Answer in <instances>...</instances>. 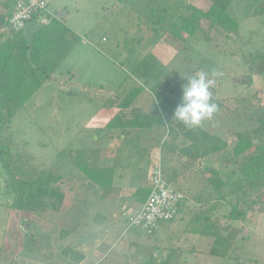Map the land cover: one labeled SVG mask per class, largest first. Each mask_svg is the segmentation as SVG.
<instances>
[{"label":"rangeland","instance_id":"374dc122","mask_svg":"<svg viewBox=\"0 0 264 264\" xmlns=\"http://www.w3.org/2000/svg\"><path fill=\"white\" fill-rule=\"evenodd\" d=\"M183 1L51 0L53 13L61 11L66 27L76 31V35L64 31L59 39L70 35L78 39L68 42L77 41L60 68L2 132L16 169L35 177L39 189L26 198L17 197L0 164V264H141L142 259L156 264L171 256L173 249L178 251L170 264H264V188L245 204L239 201L250 209L246 219L227 221L237 238L229 254L224 255L225 245H214L210 252L212 240L204 235L206 226L195 218L218 198L207 178L208 169L218 172L229 188L241 178L234 162L246 152L235 153L238 145L234 149L228 145V150L186 164L168 126L183 135L169 123L153 93L154 86L173 73L185 76L203 71L215 80L210 89L213 97L230 103L235 97L250 96L254 103L264 104V73L256 70L264 62V13L252 15L259 0H233L229 12L240 23L238 33L212 27L203 18L201 30L182 37L178 29ZM187 1L202 10L212 5V0ZM185 13L192 15L190 10ZM50 21L40 24L43 29L36 36L46 31L45 44L56 38L53 33L47 36ZM135 84L146 89L149 114L155 115V129L160 134L157 138L165 145L150 149L152 143L136 138L124 143L116 130L101 133L99 143L91 145L96 125L116 112V106L107 109L103 104L122 97ZM238 112L222 110L200 128L231 141L235 132L252 128ZM186 142L190 141L186 138ZM138 143L144 149H138ZM90 147L92 164L116 161L114 182L122 190L121 197L128 200L129 195L131 200L136 198L141 174L149 173L154 158L160 155L167 181L186 192L184 203L189 211L183 203L178 215L153 234L130 226L127 216L118 214L119 206L109 201L107 206L98 188L74 164L77 152ZM234 203L226 199L219 204L216 213L221 222L225 223V214ZM98 209H104V217L97 215ZM66 249L84 258L76 261ZM179 251L190 257L182 258Z\"/></svg>","mask_w":264,"mask_h":264},{"label":"trees","instance_id":"16d2710c","mask_svg":"<svg viewBox=\"0 0 264 264\" xmlns=\"http://www.w3.org/2000/svg\"><path fill=\"white\" fill-rule=\"evenodd\" d=\"M232 2L233 0H212L210 8L202 10L192 5L191 2L184 0L182 11L179 14L181 27L178 32L182 34V37L185 33L194 35L201 30L200 24L204 18L209 21V25L212 27L220 26L231 34L238 33L240 23L229 12ZM263 2L264 0L257 2L253 16H259L264 13ZM187 10L192 12L191 16L186 15L185 12ZM49 17L51 21L48 28H51L47 36H49V33H53L57 38H54L55 40L49 38V44H45L46 31L40 32V36L36 37L37 32L42 30L43 27L35 33V39L29 54L28 40L22 32L23 30L16 32L12 38L0 43V164L9 176L10 190L19 198L31 196L39 186L36 184L35 177H28L16 169L11 146L2 137V132L11 124L18 110L25 106L29 97L40 89L46 80L60 68L70 49L77 42L69 44L70 40L77 38L74 35L64 36L59 39V36L64 31H70L73 34L76 32H73L70 28L68 29L58 17L50 15ZM67 47L69 49L66 51ZM243 56L246 55L243 53ZM249 67L252 68L253 65L251 64ZM256 67L258 73H264V62L258 63ZM140 73L147 78L145 70ZM185 81L186 78L184 76L173 73L170 77L159 81L154 86L153 93L159 101L161 111L168 116L169 123L190 141L189 144L181 147L179 151L186 164L191 165L208 156L228 150L230 141H226L217 135L209 134L201 129L200 126L190 128L183 122L172 119L175 105L180 102L181 85ZM145 91L146 89L143 85L135 84L122 97L116 98L113 102L106 101L102 107L109 109L112 106H116V112L112 113V116L106 119V122L104 120L102 124L96 125V134H94L98 138H95L93 134L91 145L99 143L101 133L116 130L119 131V139L124 141V143L136 138L138 140L146 139L152 143L150 149L155 146L157 148L164 146L163 140L157 138V135L160 134L155 129V115L149 114L151 111L149 110L148 97ZM213 102L218 105V110L214 114L232 108L237 113L241 111V114L246 116L252 124L250 130L234 133L238 140V146L233 152H246L234 162L235 165L239 166L237 171H239L241 178L232 181L230 187L227 188L222 176L216 171L212 173L214 169L209 168L207 178L213 190L218 193V198L215 201L212 200L214 203L209 208L197 212L195 215L196 220L206 226L204 235L209 236L212 240L210 242V252L214 245H225V255L229 254V250L237 240L235 231L232 230V224L227 221L246 219L250 209L246 205H240L239 201H243L245 204L252 194L264 188V104L254 103L250 96L235 97L230 103H227L224 99L213 97ZM147 136H149V139L146 138ZM137 148L144 149V146H140V143H138ZM122 149L119 148L120 151ZM91 155V147L80 149L75 155L74 164L98 188L100 197L103 199L108 198L120 189L114 185L117 167L111 161L108 164H92L90 162L92 159ZM148 178V171L142 173L139 185L134 192L137 201L142 204L147 200L151 191ZM226 199L228 201L234 200L235 203L232 204L229 213L225 214L226 221L223 223L218 219L216 211L219 204ZM210 202L209 200L205 203ZM228 226L231 228L230 231H228ZM177 251V249H173L170 255H175ZM65 252L76 261H81L84 258L83 254L72 251V249H66ZM171 256L165 260H157L156 264H170ZM150 263H152V260H141V264Z\"/></svg>","mask_w":264,"mask_h":264},{"label":"built area","instance_id":"2783aa9c","mask_svg":"<svg viewBox=\"0 0 264 264\" xmlns=\"http://www.w3.org/2000/svg\"><path fill=\"white\" fill-rule=\"evenodd\" d=\"M50 2L51 0H16L8 18L9 26L18 32L33 19H37L39 25L48 24ZM149 181L151 191L147 200L133 213L124 212V215L130 226L153 234L161 224L172 221L178 215L187 194L167 181L158 154L153 160Z\"/></svg>","mask_w":264,"mask_h":264},{"label":"clouds","instance_id":"9594fccd","mask_svg":"<svg viewBox=\"0 0 264 264\" xmlns=\"http://www.w3.org/2000/svg\"><path fill=\"white\" fill-rule=\"evenodd\" d=\"M184 77L186 81L181 85L180 102L175 105L172 119L183 122L190 128L197 127L203 121L211 119L218 110L210 90L215 80L209 79L203 71L186 74Z\"/></svg>","mask_w":264,"mask_h":264},{"label":"crops","instance_id":"0c3cea01","mask_svg":"<svg viewBox=\"0 0 264 264\" xmlns=\"http://www.w3.org/2000/svg\"><path fill=\"white\" fill-rule=\"evenodd\" d=\"M15 2H16V0H0V43H3L6 40L12 38V36L16 33V32H14V31L11 30V28H10V26L8 24V18H9V16L11 15V13L13 11V7H14ZM48 9H49L50 16H52V17H55L56 16V17H58L61 20L65 19V17H63L64 15L62 14L61 11H59L60 14L58 12V15H57V13H53V11L51 9V3L49 4V8ZM72 31L73 32H76L75 29L72 30ZM168 131L171 132V133H173V136L175 138V141L174 142L178 144V146H176V148H181L184 145L188 144L186 142V138H184L183 136H181L179 133L173 132V130L171 129L170 126H168ZM168 131H167V134H168V139H169V133H168ZM114 160H115V158H114ZM113 165H115V167H117L116 161H115V163H113ZM114 183H115V185L117 187V183L116 182H114ZM118 186H120V185H118ZM121 191H122L121 188L118 189V191L116 192L117 195H115V197H110V198L108 197V198L102 199V201L105 202V204L107 203V201H109V204L111 202V204L116 205V206H119L118 207L119 212H118V210H117V212H118V214H120L122 212V215L124 214V212H126L127 214H131L136 209H138V208L141 207L142 203H139V201H137L136 198L134 200H131L133 197L130 196V195H129L130 200L127 199L128 197L122 198L121 197V193H120ZM119 199H121V201ZM134 201L136 202L137 205L136 204H133V203H135ZM138 203L140 205H138ZM186 203H184L185 205L183 204L184 205L183 207H185V210L186 211H189V208L186 206ZM98 210H99V212L97 213V215L104 217L103 216V215H105V212H103L104 209L103 210L102 209L101 210L98 209ZM168 231H169V228L166 226L165 227V234H166V236H167ZM193 250H194L193 253H195L196 255H198V253H196L195 249H193ZM179 252L181 254L183 253V257L182 258H184V259H188L190 257V255H186L182 251H179ZM179 252L177 253L178 256H179Z\"/></svg>","mask_w":264,"mask_h":264},{"label":"water","instance_id":"95a60500","mask_svg":"<svg viewBox=\"0 0 264 264\" xmlns=\"http://www.w3.org/2000/svg\"><path fill=\"white\" fill-rule=\"evenodd\" d=\"M60 14V12H59ZM41 28L39 25V22L37 19H33L27 23L25 28L23 29V33L25 37L28 40V54L30 53L31 47L33 45L34 39H35V33ZM30 56V55H29ZM238 145V140L236 138H232L231 141L229 142V148L234 149ZM27 230V229H26Z\"/></svg>","mask_w":264,"mask_h":264}]
</instances>
